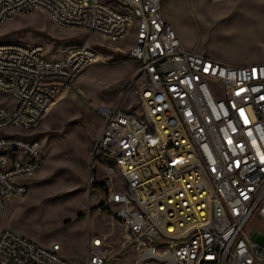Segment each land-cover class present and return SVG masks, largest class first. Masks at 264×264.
Returning <instances> with one entry per match:
<instances>
[{
	"label": "built area",
	"instance_id": "1",
	"mask_svg": "<svg viewBox=\"0 0 264 264\" xmlns=\"http://www.w3.org/2000/svg\"><path fill=\"white\" fill-rule=\"evenodd\" d=\"M35 13L112 42L137 25L135 101L97 110L104 203L123 249L161 263L264 264V62L231 66L187 50L161 0H0V29ZM48 55L0 37V92L16 102L0 105V264H76L59 244L2 226L7 203L29 193L45 163L32 133L98 59L87 45ZM114 258L105 238L88 239L84 264Z\"/></svg>",
	"mask_w": 264,
	"mask_h": 264
},
{
	"label": "rangeland",
	"instance_id": "2",
	"mask_svg": "<svg viewBox=\"0 0 264 264\" xmlns=\"http://www.w3.org/2000/svg\"><path fill=\"white\" fill-rule=\"evenodd\" d=\"M161 1L165 20L187 50L231 66L264 62V0ZM136 29L135 24L123 41L112 42L60 27L45 13L17 18L0 29L3 40L10 36L25 45H42L52 59L83 45L98 55L32 133L44 146L45 163L29 193L7 203L2 225L42 247L59 244L62 256L76 264L85 263L88 239L94 236L105 238L114 255L108 264H173L144 261L135 249H123V228L104 203L106 168L95 152L102 126L97 110L134 102L143 81L130 55ZM15 104L0 92L1 106Z\"/></svg>",
	"mask_w": 264,
	"mask_h": 264
},
{
	"label": "bare ground",
	"instance_id": "3",
	"mask_svg": "<svg viewBox=\"0 0 264 264\" xmlns=\"http://www.w3.org/2000/svg\"><path fill=\"white\" fill-rule=\"evenodd\" d=\"M96 61H97V60H96ZM84 72H85V71H84ZM84 72H83V73H84ZM51 111H52V109H50V110H49L48 114H50V113H51Z\"/></svg>",
	"mask_w": 264,
	"mask_h": 264
},
{
	"label": "trees",
	"instance_id": "4",
	"mask_svg": "<svg viewBox=\"0 0 264 264\" xmlns=\"http://www.w3.org/2000/svg\"><path fill=\"white\" fill-rule=\"evenodd\" d=\"M37 137H39V136H37Z\"/></svg>",
	"mask_w": 264,
	"mask_h": 264
}]
</instances>
